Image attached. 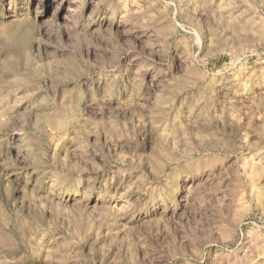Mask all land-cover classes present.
I'll return each mask as SVG.
<instances>
[{
	"label": "rangeland",
	"instance_id": "374dc122",
	"mask_svg": "<svg viewBox=\"0 0 264 264\" xmlns=\"http://www.w3.org/2000/svg\"><path fill=\"white\" fill-rule=\"evenodd\" d=\"M0 264H264V0H0Z\"/></svg>",
	"mask_w": 264,
	"mask_h": 264
},
{
	"label": "bare ground",
	"instance_id": "6f19581e",
	"mask_svg": "<svg viewBox=\"0 0 264 264\" xmlns=\"http://www.w3.org/2000/svg\"><path fill=\"white\" fill-rule=\"evenodd\" d=\"M143 70L142 68H140V71ZM144 71V70H143Z\"/></svg>",
	"mask_w": 264,
	"mask_h": 264
}]
</instances>
